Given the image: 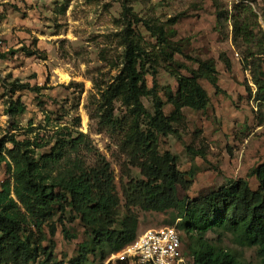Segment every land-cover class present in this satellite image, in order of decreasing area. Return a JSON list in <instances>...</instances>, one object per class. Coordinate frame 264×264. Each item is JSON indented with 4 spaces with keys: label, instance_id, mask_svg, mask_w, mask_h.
<instances>
[{
    "label": "rangeland",
    "instance_id": "1",
    "mask_svg": "<svg viewBox=\"0 0 264 264\" xmlns=\"http://www.w3.org/2000/svg\"><path fill=\"white\" fill-rule=\"evenodd\" d=\"M234 19L246 28L241 34L234 29ZM148 24L168 33L171 46L166 50L173 59L163 53V43ZM128 27L141 36L146 58L153 62L146 63L147 84L156 87L167 114L173 109L167 92H176V75H190L199 60L213 59L217 67L218 91L200 79L210 96L208 107H185L183 119L175 125L177 133L159 136L160 151L176 155L178 168L192 179L188 191L179 190L180 197L201 196L239 178L256 188L253 171L264 162V104L255 98L253 64L264 67V0H0V53L6 55L0 57V138H42L49 145L35 149L40 156L50 151L57 137H82L78 152H71L60 166L72 165L79 156L88 166L107 161L121 197L120 216L126 214L122 182L144 176L125 144L130 108L122 98L114 99V119H108L104 94L124 65L122 35ZM15 81L43 88L16 90L10 85ZM17 98L25 110L13 116L8 107ZM142 100L153 112L152 98ZM9 179L13 184L6 165H0V183ZM133 209L139 218L138 234L162 227L181 231L176 211ZM59 216L58 212L55 219ZM62 220L70 237L58 221L54 258L68 264L90 231L68 208ZM44 231L48 240L43 245L48 247L49 227ZM27 232L40 235L30 224ZM183 237L195 243L184 233ZM208 239L246 263L262 264L256 247L239 243L231 233L209 232ZM43 259L39 256L33 264ZM90 260L101 264L99 255L90 254Z\"/></svg>",
    "mask_w": 264,
    "mask_h": 264
},
{
    "label": "trees",
    "instance_id": "2",
    "mask_svg": "<svg viewBox=\"0 0 264 264\" xmlns=\"http://www.w3.org/2000/svg\"><path fill=\"white\" fill-rule=\"evenodd\" d=\"M128 11L125 8V17ZM148 27L163 43V53L172 58L174 54H167L166 50L171 46L168 33L161 27L156 30L150 24ZM234 29L241 34L246 28L235 20ZM122 41L124 65L116 83L109 87L104 97L105 115L110 120L114 119V99L122 98L130 108L132 123L125 144L131 147V155L138 159L134 163L138 164L144 176L122 182L126 214L120 216L121 197L107 161L103 159L96 166H88L79 156L72 165L60 166L67 162L71 152H78L76 147L82 143V137H57L49 152L36 156V148L49 145L42 138L19 140L14 134H6L0 138V165H6L13 184L10 179L0 183V264H33L39 256L44 259L38 264H61L54 258L53 237L58 221L63 224L65 236L70 237L62 220L67 208L75 211L90 231L88 240L79 245L78 255L68 264H93L90 254L99 255L103 264L112 254L136 239L139 218L133 209L135 207L145 211L177 212L183 248L190 264H250L232 252L212 245L208 239L209 232L231 233L239 243L256 247L264 264V162L253 171L258 181L256 188H252L247 179L239 178L207 194L181 198L179 190L188 191L192 179L178 168L176 155L168 150L161 152L159 147L160 135L177 133L175 125L183 119L185 107L194 110L208 107L210 96L200 79L207 80L219 90L215 61L199 60L198 68L192 69L190 75H176V92H167V103L173 107L167 114L165 102L156 87H148L146 63L153 62L146 58L148 54L141 36L128 27ZM177 51L181 50L177 48ZM0 57L6 55L0 53ZM253 66V79L257 86L255 98L264 104V67L256 63ZM10 85L16 90L28 88L36 92L43 88L16 81ZM146 96L153 100V112L148 111L143 103ZM24 110L25 105L20 98L11 100L8 107L11 115ZM188 175L193 178L195 173L190 171ZM58 212L60 216L55 219ZM29 224L37 229L39 236L27 232ZM45 225L49 227L52 238L48 247L43 245V241L48 240ZM182 232L195 243L186 240Z\"/></svg>",
    "mask_w": 264,
    "mask_h": 264
},
{
    "label": "built area",
    "instance_id": "3",
    "mask_svg": "<svg viewBox=\"0 0 264 264\" xmlns=\"http://www.w3.org/2000/svg\"><path fill=\"white\" fill-rule=\"evenodd\" d=\"M108 262L121 264H190L184 251L181 231L162 227L138 234L121 251L112 254Z\"/></svg>",
    "mask_w": 264,
    "mask_h": 264
}]
</instances>
